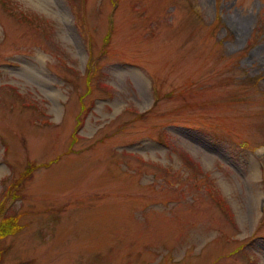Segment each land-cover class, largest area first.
<instances>
[{
	"label": "rangeland",
	"instance_id": "1",
	"mask_svg": "<svg viewBox=\"0 0 264 264\" xmlns=\"http://www.w3.org/2000/svg\"><path fill=\"white\" fill-rule=\"evenodd\" d=\"M12 212L0 264H264V0H0Z\"/></svg>",
	"mask_w": 264,
	"mask_h": 264
},
{
	"label": "trees",
	"instance_id": "2",
	"mask_svg": "<svg viewBox=\"0 0 264 264\" xmlns=\"http://www.w3.org/2000/svg\"><path fill=\"white\" fill-rule=\"evenodd\" d=\"M17 17L19 19L22 18L23 20H28V21H30L32 23L35 21L34 17L28 16V15L25 16V15L21 14V15H17ZM89 67H90V65H89ZM95 75H96V73H92L90 71V68H89L87 76L89 78H92ZM79 120H80V118L78 119L77 123L79 122ZM75 140H76L75 138H72V142H74ZM177 151H178V155L182 159L183 163L187 167H189L191 169V171L196 176L197 175H201L203 173L200 165L187 152H185V151H183L181 149L177 150ZM25 174L29 175L28 172H26ZM210 182H211V180H210ZM207 191L209 192V194H212L215 197L216 201L219 202L220 198L215 195V192H214V189H213L212 185H209ZM222 202H223V200H222ZM223 208L228 212L229 208H228V205L226 203L225 204L223 203ZM8 213L6 214L7 216L4 217L3 220L0 223V239H3V237H5L7 235L14 234V233H16L17 231H19L21 229L20 226L17 223V219L15 217L16 216L15 213L12 212V214H13L12 216L11 215L9 216ZM3 250H4V248L1 251H3ZM2 258H3V256L0 257V262H1ZM18 264H21V263H18Z\"/></svg>",
	"mask_w": 264,
	"mask_h": 264
}]
</instances>
